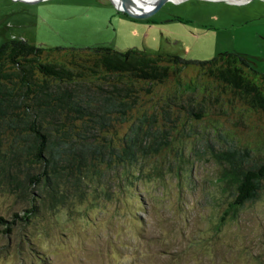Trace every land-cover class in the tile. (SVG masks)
I'll list each match as a JSON object with an SVG mask.
<instances>
[{"label":"trees","instance_id":"16d2710c","mask_svg":"<svg viewBox=\"0 0 264 264\" xmlns=\"http://www.w3.org/2000/svg\"><path fill=\"white\" fill-rule=\"evenodd\" d=\"M260 130L264 72L244 53L188 59L6 38L0 194L21 206L10 219L0 215L1 232L32 247L25 233L38 215L91 203L110 183L138 178L143 164L172 171L169 160L178 179L193 161H212L222 188H233L234 216L263 185Z\"/></svg>","mask_w":264,"mask_h":264},{"label":"rangeland","instance_id":"374dc122","mask_svg":"<svg viewBox=\"0 0 264 264\" xmlns=\"http://www.w3.org/2000/svg\"><path fill=\"white\" fill-rule=\"evenodd\" d=\"M6 38L188 59L237 51L264 72V0H165L141 17L111 0H0V45ZM168 163L172 171L143 164L138 178L110 183L91 203L38 215L25 233L32 247L0 229V264H264V179L233 216V188H222L212 161H193L181 179ZM20 206L0 194L6 219Z\"/></svg>","mask_w":264,"mask_h":264},{"label":"water","instance_id":"95a60500","mask_svg":"<svg viewBox=\"0 0 264 264\" xmlns=\"http://www.w3.org/2000/svg\"><path fill=\"white\" fill-rule=\"evenodd\" d=\"M26 2H33L36 0H21ZM112 1V0H111ZM130 0H119V4H115L118 8V10L123 11L124 13L133 16V17H141L149 12H151L156 6L161 4L165 0H155L154 4L147 10H135L133 6L129 3Z\"/></svg>","mask_w":264,"mask_h":264},{"label":"bare ground","instance_id":"6f19581e","mask_svg":"<svg viewBox=\"0 0 264 264\" xmlns=\"http://www.w3.org/2000/svg\"><path fill=\"white\" fill-rule=\"evenodd\" d=\"M115 4H119V0H112ZM173 1H179V0H173ZM230 2H242L244 0H227ZM155 0H130L129 3L135 10H147L149 9L153 4Z\"/></svg>","mask_w":264,"mask_h":264}]
</instances>
